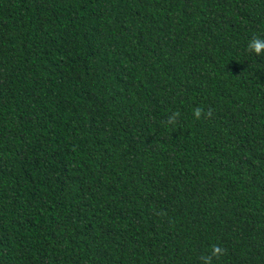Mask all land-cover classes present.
I'll use <instances>...</instances> for the list:
<instances>
[{"label": "trees", "instance_id": "1", "mask_svg": "<svg viewBox=\"0 0 264 264\" xmlns=\"http://www.w3.org/2000/svg\"><path fill=\"white\" fill-rule=\"evenodd\" d=\"M253 35L264 0H0V264H264Z\"/></svg>", "mask_w": 264, "mask_h": 264}, {"label": "clouds", "instance_id": "2", "mask_svg": "<svg viewBox=\"0 0 264 264\" xmlns=\"http://www.w3.org/2000/svg\"><path fill=\"white\" fill-rule=\"evenodd\" d=\"M246 51L254 56L264 57V35H253L246 46ZM179 115V112H173L168 119V123L170 125L175 124ZM193 115L196 119H200L201 117L210 115V113H205L204 109L198 106L194 109ZM224 253L225 249L218 245L213 246L211 254L200 257L201 264H213V259H219Z\"/></svg>", "mask_w": 264, "mask_h": 264}]
</instances>
